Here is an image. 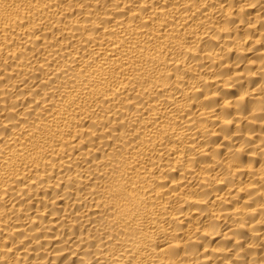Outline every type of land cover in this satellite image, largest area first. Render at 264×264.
<instances>
[{
    "label": "bare ground",
    "instance_id": "obj_1",
    "mask_svg": "<svg viewBox=\"0 0 264 264\" xmlns=\"http://www.w3.org/2000/svg\"><path fill=\"white\" fill-rule=\"evenodd\" d=\"M0 264H264V0H0Z\"/></svg>",
    "mask_w": 264,
    "mask_h": 264
}]
</instances>
